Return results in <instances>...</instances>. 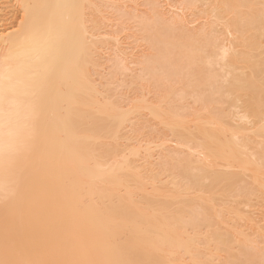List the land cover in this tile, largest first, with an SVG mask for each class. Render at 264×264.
Instances as JSON below:
<instances>
[{
  "label": "bare ground",
  "instance_id": "1",
  "mask_svg": "<svg viewBox=\"0 0 264 264\" xmlns=\"http://www.w3.org/2000/svg\"><path fill=\"white\" fill-rule=\"evenodd\" d=\"M124 1L149 10L0 0V264H264L236 226L264 200V0ZM130 20L144 77L117 35ZM118 73L164 88L127 106L104 88Z\"/></svg>",
  "mask_w": 264,
  "mask_h": 264
},
{
  "label": "rangeland",
  "instance_id": "2",
  "mask_svg": "<svg viewBox=\"0 0 264 264\" xmlns=\"http://www.w3.org/2000/svg\"><path fill=\"white\" fill-rule=\"evenodd\" d=\"M172 0H170V2H171ZM174 1V3H172ZM172 2H171V4H173L172 6H167V4H165L166 2L164 1V2H162V3H160V7H158V10L159 11H161V13H162V16H163V13L167 10L166 9V7H169V8H171L172 10H175L176 9V6H177V4H178V2H176L177 0H173ZM164 5L165 7H163V6H161V5ZM115 8H118V9H125V10H132V12H138V14H142L143 12H144V10H149L148 9V5H146V4H144V3H141V4H139V6H138V11H135L134 10V7L132 6V5H130L129 3H127V2H125L124 0H117V2L115 3ZM163 7V8H162ZM175 9H174V8ZM164 11H163V10ZM117 12H118V10H116ZM116 11H115V13H116ZM163 11V12H162ZM176 11H178L177 9H176ZM120 12V11H119ZM117 14V13H116ZM116 14H115V16H116ZM165 14H167V11L164 13V16H165ZM110 13H108V17H110ZM115 16H112L111 17V19H108L106 22H105V24H103L104 26L102 27V29H105V30H111L112 32H114L115 30H116V28H117V26L116 25H113V21H114V23H115ZM163 16V17H164ZM192 16V15H188V18L189 19H191L190 17ZM167 17V16H166ZM193 17V16H192ZM195 18V17H194ZM193 19V18H192ZM199 19V18H198ZM197 18H196V20L194 19V22L192 21V24H191V20H190V22L188 23V24H186V25H188V27H195L196 25L198 26V23L199 22H201L202 23V21H203V19H201L200 18V20H198ZM132 21H134V20H132ZM132 21L130 20V22H131V24H130V22H128V23H126L127 24V27H129L128 29H125V31H123V32H117V35H118V37H119V39H121V41H122V46H123V48H124V51H125V53H127L126 55H129V56H127L126 58H127V60H128V62H130L131 61V63H128V66H130L132 69H130V70H128V75H129V73H130V78H131V74H132V77H133V75H135V76H137L138 74L137 73H139L137 70H138V68L141 66L140 64H137V66H139V67H137L136 66V63H138V62H136V60H139V59H141V57H144L145 55H146V53H149L150 52V48H149V46H147L146 44H144V42H142L138 37H139V30H138V33H137V35L135 34V32H137L136 30H137V25H134V23H132ZM195 22H197V23H195ZM194 23L196 24V25H194ZM200 23V24H201ZM136 24V23H135ZM136 27V29H135V27ZM134 32V33H133ZM132 33H133V35H132ZM141 35V34H140ZM109 49V48H108ZM111 50H112V52H111ZM114 50V51H113ZM149 51V52H148ZM116 53L117 51H115V49H110V50H107V52H105L104 51V53H108V54H110L111 55V53ZM104 53L102 54V57L99 59V63H100V66H99V71H101L102 73H101V75H103V73H104V76H103V80H104V78L105 79H107L109 76H108V73H110L111 74V70L109 71L108 69H109V66L111 67V65H113V61L111 60V65H110V60L108 59L110 56L107 54V56H109V57H107L106 56V54H105V56L107 57V59H106V57L104 58L103 56H104ZM144 54V56H141V55H143ZM125 54H124V58H125V56H126ZM131 56V57H130ZM136 57L137 58H139V59H136ZM135 58V59H134ZM131 59V60H130ZM132 59H133V61H132ZM107 60H109V61H107ZM114 60V59H113ZM107 61V62H106ZM115 62V61H114ZM136 62V63H135ZM107 63H109V64H107ZM129 67V68H130ZM136 67V69L133 71V68H135ZM141 68V67H140ZM107 71H109V72H107ZM132 71V72H131ZM136 71H137V73H136ZM139 71H141V69L139 70ZM126 73H124V74H126ZM133 73H135V74H133ZM109 74V75H110ZM119 74V73H118ZM117 74V75H118ZM122 74V73H121ZM124 74H122V75H118V78H117V76L115 77L117 80H113V82H111V83H108V82H106V83H104V88L106 89V87H109L110 88V91H109V93H110V95L111 96H113V94L115 95L114 97H116L117 95V97H116V99H118L119 101H121L123 104H126L127 106H128V104L129 103H131V102H134V101H138L139 99H141V98H148V99H156V97L158 96V95H161V93H162V89L164 88V87H157V86H155V84H154V86H149L150 84L147 82V81H145V80H141V79H143V78H139L138 77V79L135 77V80H134V78H132V81L131 80H129L130 78H129V76L128 75H125V77H128V78H125L124 77ZM137 74V75H136ZM140 75H138V76H140V77H144V75H143V73H139ZM141 74L143 75V76H141ZM123 77H124V80H122L123 79ZM114 78V79H115ZM120 78H122L121 80L122 81H124V82H122V84H124V85H122L121 86V88L119 87V89H115V86L117 85V83H119V80H120ZM119 79V80H118ZM131 82V83H130ZM129 85H131V88L129 87ZM155 87H157V88H155ZM149 92H148V91ZM193 95H194V93H192ZM187 97H189V98H185V99H181V98H179V97H175L176 98V101H173V105H175V106H180V107H182V106H186V108H187V106H189V107H195L196 105L197 106H200V103H198V102H196L195 100H193V96L191 97V94H190V96H187ZM175 100V99H174ZM193 101H195V102H193ZM175 102V103H174ZM192 108H189V109H192ZM142 118H143V120H145V119H147V118H145L144 116H142V117H140L139 118V122L137 123V124H139V123H143V120H142ZM145 118V119H144ZM140 119H141V122H140ZM147 120H145L144 122H146ZM149 121V120H148ZM147 121V123L146 124H139L140 126H142V127H144L145 125H147L145 128H141V129H143L142 131L144 132V134L146 135L147 133H145V132H148V130H150L149 131V133H150V135H148L149 137L151 136V137H153L152 135H154V133H156L157 132V129L159 128V126H157V128L152 124L153 122H151V124H149V122ZM153 125V126H152ZM140 126L138 127V129H140ZM147 127H149V128H147ZM152 127V128H151ZM152 130H154L155 128H156V131L154 132V133H151V129ZM145 129H147V130H145ZM145 130V131H144ZM159 130V129H158ZM153 132V131H152ZM159 133H157V134H155L154 136L156 137L158 134H160V135H158L159 136V138H160V136L163 138L164 137V135L162 134L161 135V133L162 132H160V130L158 131ZM152 134V135H151ZM144 136V135H143ZM147 136V139H149V137ZM155 137H153V138H150L149 140H151V139H155ZM144 139H145V136L143 137ZM146 139V140H147ZM156 139H158L157 137H156ZM175 142L173 141H171V143L169 144V145H171L170 147H174V144ZM152 144H154V143H152ZM151 144V145H152ZM154 146H155V144H154ZM160 147H161V149H160ZM162 148H163V146L162 145H159L158 144V146L156 147L155 146V148H153V150H154V152L152 153V158H150L148 161H147V163H151V165L152 166H154V168L156 167L155 165V162H157V161H155L156 159H160V157H161V154L162 153H159V152H162L163 150H162ZM160 150H162V151H160ZM164 152V151H163ZM158 155H159V157H158ZM141 157H143V155H140ZM137 157L138 159L139 158H141V157ZM144 159H142V161H143ZM152 160V161H151ZM142 161H140V162H142ZM155 161V162H154ZM154 162V164L155 165H153L152 163ZM165 175H163V177H164ZM246 209H248V207L246 208ZM249 209H250V211H252V213H254V214H252L250 211H248V213H251L250 215H252V216H250L251 217V221H238L237 222V224H236V226L239 228V229H242L243 231H245L246 232V235H247V238L249 239V243L250 244H248L249 246H252L251 248H254V249H262V248H264V237L261 235V234H259L258 233V231H257V229H256V226H259V227H263L264 226V200H260L259 202H257L254 206H250L249 207ZM248 209V210H249ZM249 215V214H248ZM228 231V229H227V226L225 225V224H221V223H219L218 224V232H220V233H222V234H226V232ZM202 233L204 234V233H206V230H202ZM201 245H203V244H201ZM233 251L234 252H236L237 250H238V244L237 243H234V245H233ZM227 260V258L225 257V256H221L220 258H214L213 260H212V263L213 264H224L225 263V261Z\"/></svg>",
  "mask_w": 264,
  "mask_h": 264
}]
</instances>
